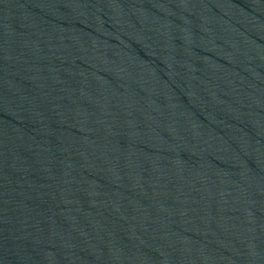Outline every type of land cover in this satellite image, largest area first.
Masks as SVG:
<instances>
[{
  "label": "water",
  "instance_id": "1",
  "mask_svg": "<svg viewBox=\"0 0 264 264\" xmlns=\"http://www.w3.org/2000/svg\"><path fill=\"white\" fill-rule=\"evenodd\" d=\"M0 264H264V0H0Z\"/></svg>",
  "mask_w": 264,
  "mask_h": 264
}]
</instances>
